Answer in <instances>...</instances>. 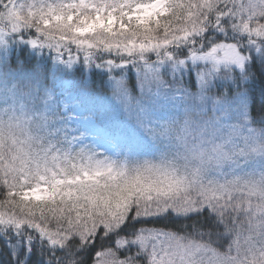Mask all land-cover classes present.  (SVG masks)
<instances>
[{
  "label": "snow or ice",
  "instance_id": "snow-or-ice-1",
  "mask_svg": "<svg viewBox=\"0 0 264 264\" xmlns=\"http://www.w3.org/2000/svg\"><path fill=\"white\" fill-rule=\"evenodd\" d=\"M0 264H264V0H0Z\"/></svg>",
  "mask_w": 264,
  "mask_h": 264
}]
</instances>
